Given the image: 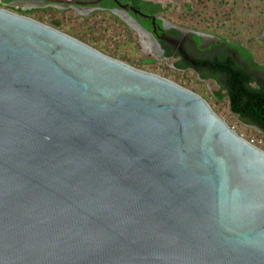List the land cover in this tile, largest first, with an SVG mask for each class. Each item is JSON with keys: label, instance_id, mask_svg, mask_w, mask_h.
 Instances as JSON below:
<instances>
[{"label": "water", "instance_id": "obj_1", "mask_svg": "<svg viewBox=\"0 0 264 264\" xmlns=\"http://www.w3.org/2000/svg\"><path fill=\"white\" fill-rule=\"evenodd\" d=\"M0 264H264V152L199 94L0 8Z\"/></svg>", "mask_w": 264, "mask_h": 264}, {"label": "rangeland", "instance_id": "obj_2", "mask_svg": "<svg viewBox=\"0 0 264 264\" xmlns=\"http://www.w3.org/2000/svg\"><path fill=\"white\" fill-rule=\"evenodd\" d=\"M146 1L167 7L161 16L168 23L214 38H226L248 49L254 60L264 65V0ZM26 16L54 27L109 57L165 77L199 94L238 134H255L258 131L230 111L227 98H216L214 92L218 86L212 81L200 80L190 69L175 68L173 58H164L160 53L158 56L148 54L139 33L111 11L75 14L71 8L47 7L35 9Z\"/></svg>", "mask_w": 264, "mask_h": 264}, {"label": "flooded vegetation", "instance_id": "obj_3", "mask_svg": "<svg viewBox=\"0 0 264 264\" xmlns=\"http://www.w3.org/2000/svg\"><path fill=\"white\" fill-rule=\"evenodd\" d=\"M116 1L119 4H125L122 3L120 0ZM116 1L94 0L97 9L93 11H111L113 9H119L122 13H125V10L121 9L116 3ZM112 3L114 4V6H111ZM104 4H107L108 6L105 7ZM47 7L52 6L43 7V4L38 5L29 0H0V8L13 11L24 16H26L29 12L35 9H43ZM126 11L127 13L132 15L135 20L141 25L142 19H147L137 14H133L129 9H126ZM142 26L152 33L154 39L160 45L161 49L163 50V52H160V50L158 49L160 54H163L164 56L165 51L171 50L170 56H164V58H173L175 62H178L181 65H185V68H178L179 70L190 69L199 77L200 80L212 81L218 86V89L216 91L220 89V85L217 82V79L215 77H210L206 79L201 78L199 76L200 74L197 72L196 68H193V66L198 67L199 64H202V66H204L207 59H209L215 65L212 66L210 71L215 74L214 76H218L221 78V73L218 72L216 69L219 64H217L216 62H218V60L223 56H230L235 66L240 67L243 72L251 73V76L253 77L254 81L253 83L260 82L261 85H264V65L258 64L257 61L254 60L253 56L248 58L241 52H239L236 47V45H239L237 43H234L226 38H214L206 34L189 31L178 26H176L177 28L168 27L165 29L162 27V24L159 25L155 22V20L154 22L152 21V23L150 24V28L145 27L144 25ZM173 29L176 30L178 33L173 32ZM194 36L199 37V41L196 40ZM201 70L203 72L208 71L206 68H201ZM216 91L214 92L215 95ZM222 93H225V90H223Z\"/></svg>", "mask_w": 264, "mask_h": 264}, {"label": "trees", "instance_id": "obj_4", "mask_svg": "<svg viewBox=\"0 0 264 264\" xmlns=\"http://www.w3.org/2000/svg\"><path fill=\"white\" fill-rule=\"evenodd\" d=\"M122 3L130 4L141 13L150 17H155V22L159 25L162 24L163 18L161 14L166 11L165 6L161 3L146 1V0H120ZM111 3V2H110ZM104 6H108L104 4ZM111 6H114L112 3ZM142 25L150 28L152 23L151 18L142 19ZM57 27V23L54 24ZM178 33L176 30H172ZM199 41V37L194 36ZM234 47V46H233ZM239 52L246 57H252V54L244 47L236 45ZM171 50L164 52V56L169 57ZM219 66L216 67L217 71L221 73L222 77L214 76L210 70L215 66L211 60L207 59L205 65L193 66L196 68L199 76L203 79L215 77L220 85V89L216 91V98H227L230 111L237 115L244 122L251 124L264 132V85L260 82L253 83V77L250 72H243L240 67L235 66L230 56L221 57L218 62ZM175 68H185L178 62L174 63ZM201 68H206L208 71L203 72ZM264 69V68H263ZM253 83V84H252ZM225 90V93L222 91Z\"/></svg>", "mask_w": 264, "mask_h": 264}, {"label": "bare ground", "instance_id": "obj_5", "mask_svg": "<svg viewBox=\"0 0 264 264\" xmlns=\"http://www.w3.org/2000/svg\"><path fill=\"white\" fill-rule=\"evenodd\" d=\"M125 19H127L126 17H124ZM132 25V28L137 31L140 35V41L142 43V46L144 48V50L147 51L148 54H154L156 56L159 55V50L158 48L155 46V43L153 42V40L149 37V35L147 33H145L144 31H142L141 29H139L138 27H136L133 23H130Z\"/></svg>", "mask_w": 264, "mask_h": 264}, {"label": "built area", "instance_id": "obj_6", "mask_svg": "<svg viewBox=\"0 0 264 264\" xmlns=\"http://www.w3.org/2000/svg\"><path fill=\"white\" fill-rule=\"evenodd\" d=\"M232 128H234L232 126ZM240 136L243 137L248 143L259 148L264 152V132L257 131L255 134H244L239 132Z\"/></svg>", "mask_w": 264, "mask_h": 264}]
</instances>
